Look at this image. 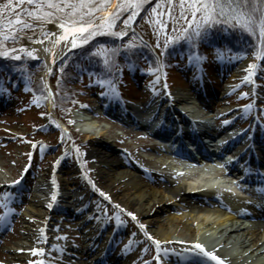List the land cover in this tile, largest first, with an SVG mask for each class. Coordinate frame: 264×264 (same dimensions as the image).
<instances>
[{"label":"rangeland","instance_id":"rangeland-1","mask_svg":"<svg viewBox=\"0 0 264 264\" xmlns=\"http://www.w3.org/2000/svg\"><path fill=\"white\" fill-rule=\"evenodd\" d=\"M3 2L4 0H0V3ZM153 2L154 0H149V4ZM147 7L148 5H145V8ZM3 15L7 16V13H4ZM124 15H127V13ZM144 15L145 9H141V12L137 14L136 20H134L132 25L127 28H125L118 20L114 25V28L116 30L124 29L125 32V36L120 37L118 40L114 37L105 36H96L93 38L95 40L98 37L96 41L99 42H105L104 40L106 39L110 40V44L111 41L115 40L116 43L111 44L113 47L121 41L124 43H132V46L129 49L120 48L114 56V62L111 68L115 69L118 62L123 61L121 59L125 56L129 58L131 53H133L132 50L145 47L137 38L136 34L143 36L144 39L148 40L152 44L159 45V47H157L159 51H166L167 48L164 46V31L169 34L176 35L177 33L173 29L176 27H182L179 23L173 25L171 21H167V27L158 37L156 35V30L159 29V25H156L154 29V26L150 25L143 18ZM236 36H238V34H236ZM103 37L106 39L104 38V40H100L103 39ZM20 43L25 45V43L28 44L31 43V41H29L25 35L20 38ZM91 43L92 42L89 41L88 44L70 50L69 52L71 55L65 54L67 58L66 63L61 64L65 57H62L56 63L49 75V80L53 87L51 102L49 96L46 95V84L43 82L41 75L43 68L45 67L42 60L33 57H26L23 54H21V58L19 60L0 58V79L3 76H6L4 72H17L19 69L17 67L20 66L24 69V79H27L29 82L28 86L21 85L15 89L10 88L7 85L3 93L0 94V96H2L0 101H3L4 103L0 107V171L4 170L8 172V179L13 181L16 180L17 177H20L19 175L23 174L28 167L27 174L24 176V181L22 182L24 190L21 189L23 187L18 188L19 185L11 184V187H3V184L0 185V191H10L13 193L12 199L8 201L7 205L12 209V212L8 215V222L4 223L5 227L9 228V231L0 237V240L2 239V241H0V263L29 264V261H32L37 262L38 264L39 261L43 260L45 264H48V262H51V264H63L64 262L83 264L82 261L84 260V257H82L83 259H79L81 255H76V257L73 258H67L66 255L60 254L59 250L56 248V246L61 245V242L74 248H78L82 245V235L79 231L76 218H74L76 216V213L74 212L62 213L58 210L56 213H52L53 220H51V222H53V224L48 227L49 230H51L50 233L52 234V237L49 240L50 242L46 241L43 243V238L39 237L36 241V246H34V248L37 249H45L43 253L30 252L29 254L24 255L19 261H15L13 260L14 257L11 252L14 249V245L23 238V220L21 215L27 207L34 186L43 172H52L54 171V168H56L61 172L60 175H62V178L70 181V174L71 172H74L72 168L75 167L77 163H71L73 165L69 167L63 162H69L70 159H72V154L74 155L76 150L80 152L79 154L81 155L80 160L82 159V169L84 170L82 171H86L89 175H92L93 171L91 166L94 163V157H91L89 154L90 140L85 138L84 135L75 128L77 125V123L73 122L75 113H82L90 116L92 120L96 121L98 129L105 128V134L102 138L112 144L115 150L120 152V162L122 165L120 169L126 170L128 167L127 165L138 167L145 176L150 178L156 188L160 185L163 178L173 181L178 180L176 175L172 174L170 176L171 173L165 165L160 169L155 166L158 163L154 162L152 158L158 160L159 158L165 157V155L162 151L158 150V148L152 146L151 139L143 135L140 131H135L134 133L129 134L130 132L124 131L121 125H119V123L115 120L109 119L101 114L99 109H96L100 102L98 99L99 91L91 90L86 82L87 78L81 76L82 74L72 78L73 75L71 74L72 72H70V63L72 60L73 67L75 65V61H84L86 59V63L87 61L93 63L96 59H98L95 57H89V45ZM8 46L15 47L13 44H9ZM17 51H19V49H17ZM249 52L251 53L250 48ZM71 56H75V58L77 56L79 57H77V60V58L74 59L71 58ZM252 58L254 57L249 54V57L245 59V61L237 64L233 69L228 70L225 75L226 83L218 85L219 87L217 91L220 93L216 91V85L214 89L211 88L210 97L212 100L210 101V99H208V111L197 106L195 100L192 98V95L194 94L193 83L189 84L181 80V76L174 71L172 66L167 68L165 73L170 82L169 85L172 92L177 91L187 94L188 105L185 103L180 106H184V108H187L186 106H191L198 111L203 109V113L208 112L204 114H207L211 120L215 119L217 116H221L224 113L223 110H229L231 112L234 111V113L240 114V119L244 120L246 119L244 118V115L251 111V109L245 111L243 108L244 105L251 104L257 112L260 113V110L264 112V79L261 80L260 78V74L264 77V61L261 62L262 66L255 70V75L252 77V80L255 81L254 89L251 81H243L242 79L246 75L247 65ZM94 67L102 68L101 64L95 62ZM102 71L103 73L107 72L103 68ZM122 76L124 78L118 80L120 89L123 95L129 100L136 101V103L138 102V104H135L136 106L146 100L155 89L154 84H152L148 78H142V80H140V85L144 84V86H139L140 88L136 89L132 81L128 77H125L126 72H123ZM211 80L213 81V79ZM73 83L76 84V88L74 89ZM67 87L70 91L66 89ZM261 91L262 93L258 95ZM67 92L69 97L72 96V103L74 102L72 107L56 100L60 93L62 95L64 93L67 94ZM156 92H159L158 89ZM241 92H245L247 95L241 97ZM95 93L97 95H95ZM216 95H218L217 99ZM247 99H250V101L242 107L235 105L236 102L246 101ZM49 103L52 104L54 112L53 115H56V117L60 116L67 124L66 126L63 125L66 127H64L65 129L61 128L62 125L59 122L56 123L57 125L54 124V120L50 115L51 111ZM217 106L221 107L216 108ZM39 125L40 128H38ZM41 145H43V148H41ZM32 153L34 157L33 159H31ZM59 155H64L65 157L63 158L65 161L60 160V162H58ZM161 165L162 164H160V166ZM141 168H147L149 170L157 169V171H161V174H154L147 170H142ZM76 170V173H78L80 177L78 180L81 182V170ZM195 173L197 174L198 172ZM176 174L182 175V173ZM82 183H85L84 180ZM198 193L206 194L202 191H199ZM89 195L90 196L87 199V202L99 208L98 214L102 218L106 219L105 221L110 225L112 230L117 229L116 239H119V242L114 239V250H120L126 246V241L124 239L125 234H131L135 238L136 245L126 251V263L156 264L153 246L138 232L136 222L131 220L133 222L132 223L130 220L124 219L126 215L115 209V206L113 207L109 201L100 199V196L91 194V192ZM3 211L4 209L0 207V213ZM177 244L180 245L181 243L172 239L170 240V243H165V245L162 246V249L166 247L182 249L183 246H178ZM21 254V252L17 253V255ZM172 263L176 264L175 258H172Z\"/></svg>","mask_w":264,"mask_h":264},{"label":"bare ground","instance_id":"bare-ground-1","mask_svg":"<svg viewBox=\"0 0 264 264\" xmlns=\"http://www.w3.org/2000/svg\"><path fill=\"white\" fill-rule=\"evenodd\" d=\"M46 27L49 30L56 29L55 24H48ZM48 45V40H44L42 44L32 42L25 44V46L36 50L35 58L42 60L45 65L41 75L47 90L51 91V95L48 93L49 99H51L53 87L49 75L54 63L50 57L54 58L55 53L44 51ZM205 89L206 98L211 101L210 90ZM160 100V97H157L156 101L149 103V106ZM171 100L174 101L175 107L185 103L188 105V97L184 92H173ZM103 103L104 105L108 104L106 101ZM186 107L184 110L189 113L190 117L202 118L203 109L198 111L191 106ZM49 108L53 113L52 107L49 106ZM130 110L133 113L140 111L138 107H131L128 111ZM166 118L169 119V117ZM73 122L77 123L75 128L90 140L89 154L94 157V163L91 166L92 175L86 171V173L83 172L80 152L76 150L77 164L72 168L74 172L70 174V181L62 178L61 172L56 168L52 172L44 170L45 172L37 180L27 207L22 213L23 238L14 245V249L11 251L13 260L19 261L24 255L29 254L31 249L36 246L39 237L43 238V243L51 239L52 234L48 227L53 224L51 222L53 220L52 213L59 210L63 213L74 212L77 214L76 222L82 235V246L78 248L69 247L61 242V246L58 248L61 254L66 255L67 258L84 255L87 264H111L108 258L117 264H126V251L136 245L135 238L131 234H125L126 246L123 249L114 250L112 243L117 235V229L110 228L106 219L98 214V207L87 204L91 192V194L100 196V199L109 201L113 207L115 206V209L123 212L128 220L136 222L138 232L153 246L155 260L157 255L161 256V264H173L172 258L169 259L164 253H157V245L144 235L145 232L161 242L159 244L161 249L165 243H170L172 239L184 242L180 244L183 247H192L191 242L198 241L207 250H211L223 258L225 264H264V216L260 218L261 223L255 224L254 221L258 220L252 219L247 213L238 211L239 205L243 202V199H240L243 197L238 194L243 195V193L232 184L216 181L217 170L213 166L202 163L196 168L189 164L195 169L183 170L180 169L181 167H174L176 169L174 170L172 162L165 158L163 160L162 158L158 160L152 158L157 163L162 160L161 162L171 171V175L174 174L178 178L175 181L163 179L156 188L155 184L143 178L144 175L139 168L126 164L128 166L125 167L126 170L120 169L122 166L120 152L102 138L105 128L98 129L96 121L82 113H75ZM131 124L127 123L131 126L127 128L128 132L131 133V130L142 132L140 128L136 129ZM136 125L142 126V123L138 122ZM61 128L65 129L66 127ZM76 169L81 170V178L85 183L78 180L80 177L76 173L78 171ZM176 172H180L182 175H177ZM8 175V172L0 171V185H10L11 180L8 179ZM53 184H55V189H53ZM221 189L238 191L236 194L238 197L225 193ZM199 191L208 192L203 196H198L196 194ZM101 192L107 193V197L101 195ZM116 205H119V208ZM245 206L248 207L247 204ZM128 213L133 215L129 216ZM140 225H144V228L141 229ZM41 229H43V233H41ZM20 252L22 254L17 255ZM63 264L74 263L64 262Z\"/></svg>","mask_w":264,"mask_h":264},{"label":"snow or ice","instance_id":"snow-or-ice-1","mask_svg":"<svg viewBox=\"0 0 264 264\" xmlns=\"http://www.w3.org/2000/svg\"><path fill=\"white\" fill-rule=\"evenodd\" d=\"M145 5L148 7L145 8ZM141 9H145L143 18L154 26V29L159 25V29L156 30L158 37L167 27V21H171L173 25L181 24L182 27L173 29L176 35L164 31V46L167 48L177 42H183L190 53V59L195 62H199L202 57L193 49H196L198 42L207 39L210 30H232L241 35L246 33L250 39L246 37L244 42L246 47L251 49L250 54L254 60L248 63L246 75L242 79L251 81L253 89L255 88L252 77L264 61V0H154L151 4L149 0H4L0 3V58L19 60L21 54L35 58L36 50L20 43V38L25 35L32 43L42 44L44 40H48L49 45L44 51L55 53L54 58L50 57L53 63L65 57L61 64L67 62L65 54L71 55L69 49L78 48L91 41L89 57L98 58L95 63L101 64L102 68L110 69L114 56L120 48L129 49L132 43L121 41L113 47L111 44H115V40L110 44L93 38L106 36L118 40L125 36L124 29L116 30L114 25L119 20L125 28L130 27ZM4 13H7V16L3 15ZM125 13L127 15H124ZM50 23L56 25L55 30L46 27ZM9 44L15 47H9ZM223 51L230 52L231 49L225 48ZM247 54L242 51L233 53V56L242 57ZM148 70L155 71L152 68ZM99 83L104 85L110 94L116 95L115 85L110 81L102 79ZM245 95H247L245 92L240 93L241 97ZM252 107L251 104L243 106L245 111ZM19 180L20 177H17L9 183L14 185ZM258 192L264 195V187L258 188ZM101 195L107 197V193L101 192ZM12 196L13 193L10 191H0V207L4 209L0 213V224L8 222V215L12 209L7 205ZM116 207L119 208V205ZM128 215L133 214L128 213ZM140 228L143 229L144 225H140ZM144 235L157 245V253H164L169 259L175 258L176 264H213V262L225 264L223 258L207 250L198 241H192V247L161 249L159 240L154 239L147 232ZM44 251L43 248L31 249L33 253ZM156 260L157 264H161V256L157 255ZM29 264H37V262L29 261ZM38 264L45 262L41 260Z\"/></svg>","mask_w":264,"mask_h":264},{"label":"trees","instance_id":"trees-1","mask_svg":"<svg viewBox=\"0 0 264 264\" xmlns=\"http://www.w3.org/2000/svg\"><path fill=\"white\" fill-rule=\"evenodd\" d=\"M236 34H238L237 37H236ZM105 37H103V39H100V40H104ZM214 37H216V41L218 40V42H217L218 45L216 46V50L219 48H227V49L233 48L237 52H239L241 49V44L244 42V39L247 37V34L245 33V34L241 35V33L237 32V31H232V30L219 31V30L213 29V30H210L209 36L207 37L206 40L198 42L197 49H199L201 52H203L204 51L203 48L207 45L201 44V43H208L209 38L213 39ZM247 38L250 39V37H247ZM97 39H98V37H97ZM97 39H95V40H97ZM104 41L109 42L110 40L106 39ZM208 46H211V45H208ZM169 47L168 48L170 50H173V52L175 54H177L179 51L186 52V53L188 51L187 46L183 42H179L177 44H172ZM132 51H133V53H131V56H129V58L125 56L123 59H121V57H120V59L123 61L118 62L117 69H120L124 64L123 62L130 60L131 57L133 59V62L135 63V66L137 67V72H139L141 70V67H142L141 65H142L143 59L147 60V65H148V63H149V65H153V63H154L153 57L150 55V53H148V50L146 47L136 48ZM81 55H79V56H81ZM79 56H77V57H79ZM71 58L76 59L75 56H71ZM77 60H78V58H77ZM72 61L70 63V66H71L70 72H72L71 74L73 75L72 78H74L75 76H78V74L81 71L86 72V73H90V76L88 77V79H86V81L92 90L97 88L101 84V83H99L100 80H102V79L103 80H109L110 72L115 71V70H113V68H111L110 70L103 68L107 71L106 73H103L102 68L94 67V62L92 63V62L87 61V63H86L85 62L86 59L84 61H78V62L75 61V65L72 67ZM0 65H1V62H0ZM127 65H129V63H127ZM17 68H19L17 70V72H12V73L11 72L10 73L4 72L8 76H10V74L14 73L13 76L15 78H14V80L9 81L10 86L13 88L21 86V85L22 86L23 85L28 86V83H29L28 80L24 79V77H25L24 76V69H22L20 66H18ZM88 80H90V81H88ZM66 89L68 91H70V89L68 87ZM56 100L66 104V105H69L71 107L73 106V103H74V102L72 103V101H73L72 96L69 97L68 92H67V94L64 93L62 95L60 93Z\"/></svg>","mask_w":264,"mask_h":264}]
</instances>
